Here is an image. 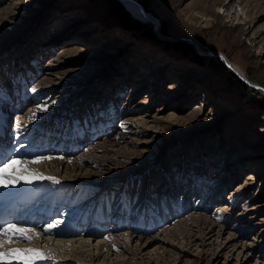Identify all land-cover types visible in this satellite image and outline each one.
<instances>
[{"label":"rangeland","instance_id":"1","mask_svg":"<svg viewBox=\"0 0 264 264\" xmlns=\"http://www.w3.org/2000/svg\"><path fill=\"white\" fill-rule=\"evenodd\" d=\"M115 1L27 0L28 4L30 2L32 9L34 8V12L32 11V14L29 13L30 9L25 6L20 12L24 14L23 20H18L17 25L13 27V29H18V32L14 33V38L10 37L3 44L4 46L2 43L0 44V47L3 46L5 48V52L0 54V63L9 62L7 63L9 65H5L6 63H3L5 66L0 65V89L4 86L2 81L8 78L5 72L13 74V71H9V69L10 67L14 68V64L20 66L22 63L29 61L24 67L33 68L34 61H37L40 69L36 77H34L35 73L32 72L23 73L24 76L17 77V79L19 78L18 80L15 77L13 78V81L15 80L29 89L30 96L22 106L19 105L17 115L7 114L5 125H8V130H13L9 122L11 117L16 121L17 119L22 120L28 117L35 103V97L39 94L45 102L47 100V104H51V113L41 116V121L48 122L55 115L69 118L71 116L69 113L74 114L72 124V127L76 128L74 132H72L73 130L70 132L68 127L63 128L60 126L61 132L64 131L62 133V138H64L62 145L63 150H65L72 143V141L68 142V136L71 133H73L72 137L82 135L79 134L78 128L74 125L76 119L81 125L83 124L81 121L86 120V118L89 120L92 118L93 121L100 122L99 120L104 118V113L110 110L116 112L128 105L139 108V110H141L140 108L144 110L148 107V111L151 114L154 113L156 108L163 106L162 109H164L165 115L170 110L180 108V105L175 108L177 106L175 103H178L180 95L174 96L169 91L172 88L171 81L182 75L186 79L182 81L183 90L187 80L194 91L196 89L200 90L196 92L197 94L194 93V95L190 96L191 98H187L186 102H188L184 103L183 113H188L195 103L204 100L206 102L204 107L210 113L209 116L205 114L207 117L203 127H199V122H195L193 130H196V128L200 129L198 132L194 131L190 139H182V135L172 134L173 131L182 134L183 126H177L173 128L174 130L168 128L164 132H159V135L144 136L150 137L153 142V144L150 143V149L146 153V157L151 160L148 161L147 166L149 167L141 171H138L140 168H135L133 170H135L136 175L131 174L130 177L120 175L117 178L102 182L101 187L108 189V192L111 190L132 194L136 199H139V203L143 204L145 202L144 205L147 204V207L153 200L156 202L162 201L160 208L164 207L162 209L158 208V211L154 210V215L163 216L164 220L158 222V228L153 227L140 238L136 236L133 240H141L154 235L161 236L164 230L169 229L180 218H188L193 213L197 215L196 211L183 212L182 206H184V202L189 200L194 204H198V208L204 209L210 204L213 205L212 211L216 213L210 212L208 215L216 219L215 225L222 228L223 236L234 232L233 234L239 238H237L238 240L246 239L249 243L257 235H260L259 238L264 236V233H262L264 232L262 230L264 228V207L253 208L254 203H264V184L258 176L251 179L247 178L249 172L254 170V168L264 172V92L261 90L264 87V70H262L264 60L262 62L260 58V50H264V38L252 40L249 37L255 27L264 25V0H241L242 2L236 0L237 8L242 14L239 13L235 19L226 15L223 12V8L213 5L212 0H207L205 3L200 0H140L148 10L161 18L162 24H159L162 26L161 30L163 33L159 32V28L152 23L134 16L124 5L123 0H117L121 4V10L114 9ZM9 3H11L10 0H0V7L8 6ZM94 3H99L98 5L102 3L104 6L100 10L93 5ZM94 8L98 10L99 15L93 23L104 20L107 17H113V23H116V26L120 29H116V26H114L108 34H101V37L95 43L92 42L88 45L97 52L100 46H107L106 44L108 43L104 45V40H106L105 42H112L110 45L112 46L111 49L100 54H92L91 56L81 52L63 61H67L64 63V65L66 64L64 68L89 67V70L88 68L86 69V71H89L88 73L93 70L90 75L85 74L80 77L81 79H77L78 75L74 72L71 74L61 73L64 78L62 87L40 86V81L46 75H55L54 69L57 66L59 67V60L51 68H49V63L56 59L53 58L59 54L62 49L61 46L77 47L79 45L80 42L76 39V33L81 29L77 27L73 37L64 40L62 44H57V40H54V42H57V47H55L54 42L52 43L48 40L49 42L47 43L44 39L48 36L54 37V39L58 37L59 32H62L65 27L66 18L69 15H77L76 19H86L87 10ZM197 11H200V13L197 14ZM126 15H129L132 20H135L141 26L124 22L123 18ZM93 23L81 25V28L82 26H91ZM12 26L13 24L8 25L9 28H12ZM128 44L131 47L126 51ZM24 46L27 49H24ZM124 46L126 47L123 51L125 53L122 54L123 52L120 48ZM217 49L241 64L246 70L248 77L263 87L261 89H258L260 87H253L252 89L246 80L228 67L220 55L207 53L210 50L214 51ZM40 50L42 51L38 54ZM144 50L151 52L153 56L150 58L146 57ZM116 54L117 57L113 58L121 59V63L118 65L119 71H113V67L116 66H112V63L107 64L105 59L108 55L113 56ZM35 55H38V57L33 58ZM93 59L95 61H92ZM162 60H168L172 69H164L167 72L159 76L164 67L161 66ZM126 67L129 72H127ZM143 67L145 68L142 69ZM41 70H43V73H41ZM120 71H123V73ZM140 74H145L149 81L139 89L137 87L133 88ZM29 77L34 80L29 82L32 79ZM72 78H75L76 81L64 85L66 81ZM56 80H58L57 77ZM104 82L107 83L105 84ZM119 82L122 83L119 84ZM33 88L36 89L35 92L31 91ZM22 90L24 91V88ZM207 92L210 94H207ZM113 94H116V99L109 101L108 99ZM208 96L210 98H204ZM162 97L169 99L161 100ZM5 104L9 105L10 103L6 102ZM28 104L29 106L25 107ZM218 105L220 106L218 107ZM8 107H5V109L7 110ZM66 108L68 113L65 112ZM24 109L25 111H23ZM217 122L220 123V128L219 131L215 132L218 126V124H215ZM120 123L112 124V126L118 127L117 129L108 128V124L107 126L104 125L105 130L100 129L99 134L94 135V140H88L87 136L92 132L88 131V134L80 138L82 141L88 140L87 143L84 144L80 151L77 149L73 154L85 158V154L101 140L114 139L117 134L116 131H122L123 129L120 127L122 125ZM130 123L131 120L123 121V124L129 127L139 128L135 119L132 124ZM151 123H153L151 128L154 130L157 126L155 122L151 121ZM57 127L59 126L57 125ZM18 130L16 128V132ZM34 130H37V128ZM54 133L56 132L54 131ZM60 134H57L56 138ZM132 134H134V131H131L127 136H123L122 142H126L125 140H128ZM197 134H199L198 137ZM8 138H10V135H8ZM134 143H131L130 147H133ZM232 144L235 145V154L231 153V151L224 152ZM50 150L54 153L55 147L50 148ZM57 154L63 155L62 152ZM235 157L238 160L236 165L231 162ZM65 159L68 158L65 157ZM129 160L134 161L135 159L129 157ZM79 163L84 165L87 162L82 160ZM232 164L234 165L232 168L235 170L231 171L229 166ZM114 171H117V169ZM164 171L168 173V176L163 174ZM112 174V171L108 172L106 178H111ZM254 174H256V171ZM137 179L139 180L136 183L135 180ZM242 182L244 185L239 186ZM190 184L192 185L191 192L189 188H186ZM103 188L98 190V192H101L100 194L104 192ZM188 192L189 194H187ZM216 192H220L219 197L221 198L214 201L217 198L214 195ZM93 194L94 192H92L91 196ZM185 195L186 198L184 197ZM180 197L185 199L183 200ZM223 211L228 213L217 217L218 214H223ZM112 218L115 220L114 216ZM136 219H129L128 222L130 224L116 225V227L121 228L120 232H126L128 231V226L131 227L134 224L131 220ZM188 219L192 220L193 218ZM234 224H236V227L232 232L230 229L233 228ZM241 224H245V231H243ZM141 226H144V223ZM252 226L253 228H250ZM93 241V243L97 242L96 240ZM154 242L156 241L154 240ZM254 246L255 248H248L250 261L247 264H264V238L261 243ZM190 250L191 254L189 253V255L195 258L194 262L196 264L224 263V257L215 261V256L212 254L211 249L207 251L206 258L204 256L200 259L197 258L198 254L196 255V252L200 250H195V246L190 248ZM224 250H227V247ZM234 256L235 254L225 264L238 263L237 259H232ZM187 257L188 254L183 255V259H180L179 264H183ZM240 258L242 263L238 264H246L244 252L240 255ZM64 264L88 263L86 261L68 260Z\"/></svg>","mask_w":264,"mask_h":264},{"label":"bare ground","instance_id":"2","mask_svg":"<svg viewBox=\"0 0 264 264\" xmlns=\"http://www.w3.org/2000/svg\"><path fill=\"white\" fill-rule=\"evenodd\" d=\"M10 1L11 3H9L8 6L0 7V44L2 43V45L5 44L7 40L10 39V37L12 38L14 33L18 32V29H13V27L17 25L18 20L20 21L23 20L24 14L20 13L22 9H24V7L27 6L28 9H30L29 13L32 14L34 12L33 11L34 8L32 9V6H30L31 5L30 2L28 4L27 0H10ZM200 1H202L203 3L207 2V0H200ZM235 1L236 0H212V3L213 5H218V7L223 8V12H225L226 15H228L232 19H235L238 17L239 13L242 14V12L238 10ZM239 1L242 2L241 0ZM123 3L130 10V12L138 19H141L148 23H152L153 25L159 28L160 30L159 32L163 33V31L161 30L162 26L159 24V23L162 24L161 18L153 14L150 10H148L140 0H123ZM98 4L99 3H94L93 5L97 6V8L101 10L104 5L102 3L100 5ZM199 13L200 11H197V14ZM87 14L88 15L86 19H80V18L76 19L77 15L76 16L69 15L66 18L67 23L66 24L64 23L65 27L62 29V32H59L60 34H58V37L54 39V37L51 38V36H48L46 37V39H44V41L47 43L49 42L48 40H50L52 43L54 42V40H57L58 43L54 42L55 47H57L58 46L57 44H62L64 40L72 38L73 33L76 31L77 27H80L81 29L79 32L76 33V39L80 42L79 45L77 47H65V45L61 46L62 48V49L60 48L61 51L59 52L58 55H56V57L53 58L56 59L52 63H49V68H51V66H55L57 64V60H59L58 63L59 67L57 66L54 69L55 75L54 76L49 74L46 75L40 81L39 83L40 86L49 87V85H51V86L62 87L63 86L62 82L64 81V78L62 77L61 73L71 74L74 72L76 75H78L77 79H81L80 77H83L85 74L90 75L93 70L91 71V73H88L89 71H86V69L88 68L89 70V67L85 68L81 66L78 68H73V67L64 68L66 66V64L64 65V63L67 61L65 62L63 61L66 58L73 55H78L81 52H84L85 54H89L91 56L92 54H100L102 52H107V50L111 49L112 46L110 45L112 42H105L106 40H104V45L108 43L106 44L107 46H100L99 51L97 52H95L96 50L94 51L92 49L93 47L89 46L88 44L92 42L95 43V41H97V39L101 37V34L104 33L108 34L112 30V28L116 26V23H113L114 22L113 17H107L104 18V20L93 23V21L97 20L96 18L99 15L98 10L95 8L89 9V11L87 10ZM89 23H93V24L91 26L90 25L84 27L82 26L81 28V25H88ZM10 24H13L12 28L8 27V25ZM115 28L120 29L118 26H116ZM121 33L123 32L121 31ZM249 37H251L252 40H255L256 38H264V25H259L255 27L251 31V35ZM3 46L0 47V54L5 52V48ZM130 47H131L130 44H128V48L126 49V51ZM125 48L126 47L124 46L120 48V50L123 52ZM24 49H27V47L24 46ZM214 51L222 54L226 64L230 69H232L235 72L238 71L236 73L239 76L246 77L247 83L252 87V89L255 86L257 88L260 87L258 89L262 88L259 85V83L253 81L248 77L246 70L241 66V64L232 60L226 53L222 52L221 50L217 49ZM263 51L264 50H260V58L262 62L264 60ZM124 53L125 52H123L122 54ZM117 54L113 56L111 55L112 57L109 55L108 57H105L107 64L112 63L111 64L112 66H116L113 67L114 69L113 71L115 70L119 71L118 65L121 63L120 58L117 59L113 58V57H117ZM145 54L146 57L148 58L153 56L151 52H147L144 50V55ZM92 61L95 60L93 59ZM34 63L35 64L33 68L24 67V70H28V72H31V70L34 69L33 72H35L37 75L40 67L37 65V61H34ZM161 66L164 67L160 72L159 76H162V73L167 72L164 69L166 68L172 69V67L169 66L168 60H162ZM144 68L145 67H143L142 69ZM262 70H264V65ZM120 72L123 73V71ZM127 72H129V69H127ZM20 75H23L22 72L20 74H17L16 76H20ZM56 77L58 78V80H56ZM183 78L184 77L181 75L179 78H175L174 80H172L171 81L172 88L169 91L170 93H173L174 96L180 95V98L177 101L178 103H175V105H177L175 106V108H177L178 105H180V108L176 110H170L166 115L164 114V109H162L163 106H159L160 109L156 108L154 110V113L151 114L150 111H148L149 110L148 107L144 110L143 108H140L141 110H139V108H134L133 106L128 105L124 107L122 110L116 112L110 110L104 113V118L99 120L100 122L93 121L92 118H90V120H92L90 121L85 117L87 120H85L84 125L83 124L81 125L79 122H77L76 119L74 125L78 128L79 134L82 135L73 137V139L75 138L77 139L72 140L71 145L62 152L63 155L61 154L64 157V159H59L61 155L57 154L58 153L57 147H55V152L52 153V151L50 150L51 147L47 146L46 142L42 143V141H41V148H38L37 146H35L34 148L29 146L21 147V144L16 145L12 142H8L7 144L6 143L0 144V156H5L8 149L16 148L18 153L17 156H20L22 154L28 155V157L24 159H32L37 155L53 157V159L44 161L42 163L31 164L30 167L33 170L42 173L44 176L55 177L60 181V183L58 184L53 183L52 181L49 180L36 181L31 185L21 183L16 187L0 189V196L2 197L11 198L15 194L17 193L21 194L24 191H28L29 193L37 196L40 194V192L38 191L39 188L42 187L43 191L47 190L51 192L53 195L60 197V199L63 201V206L61 207L62 210H64L65 215L72 216L71 220H74V222H76V220L79 222L83 220L82 213L85 211V209L84 207H80V205L84 204V202L91 199L92 192H94V195H97L98 198L96 200H92L91 204L93 205L97 203L98 204L103 203L104 206L102 211H109V209L112 206H116L117 211L123 212L124 210L123 215L118 216L119 212H117L116 216H114V218H117V220H119V223H124L125 221H129V216L126 215L128 212L135 213L137 209L138 211L140 210L144 211L140 216L137 215L136 220H131V222L134 224L131 227L128 226V231L126 232H122V231L120 232L121 228L116 227L115 228L116 232L111 231L106 233V231L104 230L90 231L89 233L86 234L87 236L85 235L74 236V237L70 236L69 238L58 235L56 233L58 228L54 230L56 234L53 235L44 234L41 228V229H36L37 232H40L39 239L35 240L32 244L20 243L18 245H15L16 247H21V248L37 247V248H44L45 250H51L52 255L55 257L54 260L55 264H61V262H67L68 260L86 261L88 264H151L153 262H154L153 264H179L180 259H183V255H187V254L188 257L184 260L185 262H183V264H188V263L196 264V262H194L195 258H192L191 255H189V253L191 254L190 248H193L194 246H195V250L196 249L200 250L199 252H196V255L198 254L197 255L198 259L204 256H205L204 258H206L207 251L211 249L212 254L215 256L214 258L215 261L220 260L221 257L225 258L223 264H225L226 261H228L233 254H235V256L232 257V259L235 258L238 260V263H242V261H240L241 259L240 255L243 252H244L245 263L246 264L249 263L250 260L248 258V255L250 252L248 251L249 250L248 248H255L254 245H258L259 243H261L264 236L259 238L260 235H257L254 239H252L250 243L247 242L246 239L238 240L239 238L233 234L234 233L233 229L236 227V224H234L233 228L230 229L233 233H229L223 236L224 233L221 231L222 228L216 227L215 225L216 219H213V217L208 215L210 214V212L213 214L216 213L212 211V207H213L212 204L206 206L203 209V208H198V204L192 203L191 200L186 201L184 202V206H182L183 212H188V211L197 212V215H194L196 213H193L188 216V218H193L192 220H189L188 218H180V220L176 221L173 225H171L169 229L164 230L161 236L154 235L153 237H146L145 239H141V240H133L136 236H139L140 238L149 229H152L153 227H157L159 221H163L164 219L163 216L154 215V210L158 211L157 209L160 208L162 201L159 200L158 202H156L157 205L152 207H150L151 205L150 206L148 205L147 207V204L138 205L137 199L132 194L129 195L126 192H122V193L114 192L110 200H108V196L110 194L106 193L105 192L106 190H104V192H102L101 195H100L101 192H98L99 189L103 188L101 187V184L104 181H108L112 178H117L120 175H124L123 177H127V176L130 177L131 174L136 175L135 170L133 169L140 168V170L138 171H141L149 167L147 165L149 163L148 161L150 160V158L146 157L147 155L146 153L150 149V146L151 144H153V142L152 139H150V137H144V136H149V135L152 136L154 134L159 135V132H164L168 128L174 130L173 128L177 126L178 127L183 126L184 128L182 130L183 132L182 134H180L179 132L175 133L174 131L172 132V134L182 135L181 136L182 139H190L192 133L194 131L198 132V130L200 129V128H196V130H193V126L195 125V122L197 123L199 122L200 124L199 127H203V124L206 122V117L209 116L210 113L204 107L205 105L204 103H206L204 102V100L195 103L192 109L188 113L186 114L183 113L184 103L188 102V101L186 102L187 98L194 95V93L200 91L199 89H196L194 91L188 80L183 90L182 81L186 80L185 78L184 79ZM32 80L34 79L32 78L31 80H29V82L30 81L32 82ZM74 81H76V79L72 78L66 81L64 85L72 83ZM136 81L137 83L134 84L135 86L133 88L137 87V89H139L141 86L143 87L149 81V79H147L145 74H140V77H138ZM104 83L106 84L107 82ZM121 83L122 82H119V84ZM18 87H19L18 84L9 81L7 82V84L3 86L2 89H0V101L6 100L7 102L10 103V106L8 107V109H10V112H8V109L7 110L5 109L3 111L0 108V135L3 137H5V132H2L3 131L2 125L5 126L7 120V114L17 115V113L19 112L18 109L19 105L22 106L30 96L29 90H27L26 93L22 92L21 93L22 95H18L17 93ZM261 90L264 92L263 89ZM207 94L210 93L207 92ZM204 95L206 96V94ZM204 98L208 99L210 98V96ZM167 99L169 98L162 97L161 100H167ZM46 102L44 101L43 97L41 98L39 94L35 97V103L32 106V109L30 110L28 117L23 118L22 120L17 119V122H19L20 124L18 134H20L19 133L20 131H22L23 133L25 132L28 133V131L33 126L45 124V122L40 120L41 116H43L44 114L48 115L49 113H51L50 112L51 104L49 105ZM41 104L47 106V111L37 110V106ZM219 106L220 105H218V107ZM205 114H207V116ZM134 119L138 123L137 124L139 126L138 129L123 124V121H127V120H131L130 124H132ZM151 121L155 122L157 126L154 130L151 128V124H153L151 123ZM117 122L122 123V125L120 123L121 125L120 127L123 129L122 131L120 130L116 131L117 134L114 136V139L101 140L99 143L93 146V149H91L89 152L85 154V158L78 157L73 154L77 149L80 150L82 147H84V144H86L85 142H82L81 140L80 142L78 140L81 136L86 134L88 131H92L91 134H93V132L94 134H99V130L101 129V127H104V125L107 126V124H108V128L113 127L114 129H117L118 127L116 128L115 126H112V124L116 125ZM215 124H218V126L215 129L216 132L219 131L220 123L217 122ZM131 131L132 132L134 131V134H132V136H130L128 140L126 139L125 140L126 142H122L123 141L121 140L122 137L129 135ZM198 135L199 134H197V137ZM133 142L135 143L133 147L131 146L132 147L131 148L130 145ZM223 145L225 144L223 143ZM234 146H235L234 144L230 145L228 148H226L227 150L224 152L231 151V153L235 154L236 151ZM65 157H67L68 159H65ZM77 157L80 159H78ZM129 157H132L135 160L131 161L129 160ZM78 160L79 161L86 160L87 163L82 165L79 163ZM231 162L234 163V165H236V163H238V160L235 157L233 160H231ZM234 165L232 164L229 166L231 171L235 170L234 168H232ZM116 169L118 173L117 171H114ZM110 171H112L113 174L111 178L107 179L106 178L107 173ZM255 171L256 174H254ZM163 174L168 176V173H166V171H164ZM257 176L261 178V181L264 184V172L261 171L260 169L258 170L257 168H254V170L249 172L247 178L251 179ZM138 180L139 179L135 180L136 183L138 182ZM242 185H244L243 182L239 184V186ZM191 186H192L191 184L188 186L190 192L192 191ZM214 195L215 197H217L215 198L214 201L221 198L219 197L220 192H216ZM68 204H70L71 207L70 212L65 209V205ZM110 204H112V206ZM162 207L160 209H162ZM256 207H264V203L263 204L254 203L253 208ZM173 209L175 210V208ZM227 213H228L227 211L226 212L223 211V214H218L217 217L224 216ZM107 215L108 214L105 213L101 215L100 218L102 220H108L110 216ZM39 218L43 220V218H45L44 214L39 215ZM142 223H144V226H141ZM241 226L243 228V231H245V227H246L245 224H241ZM72 227L73 226L71 225L69 227V230H71ZM250 228H253V226ZM262 230L264 231V228ZM106 236L111 237V239H105ZM93 240H96L97 242L93 243L94 242ZM154 240L156 242H154ZM200 246L201 248H199ZM225 247H227V250H224ZM117 249H119V251H117ZM114 252H116V254H114ZM238 263L236 262L235 264ZM251 264H257V263H251Z\"/></svg>","mask_w":264,"mask_h":264},{"label":"snow or ice","instance_id":"3","mask_svg":"<svg viewBox=\"0 0 264 264\" xmlns=\"http://www.w3.org/2000/svg\"><path fill=\"white\" fill-rule=\"evenodd\" d=\"M32 91L35 92L36 89L33 88ZM37 110L47 111V106L38 105ZM16 128H20L19 122L16 123ZM51 159L53 157L44 155H37L32 159L20 158L17 155L0 156V189L16 187L21 183L31 185L40 180L60 183L57 178L44 176L30 167L31 164ZM59 159H64V157L61 156ZM62 223L61 220H54L44 225L41 230L46 235H53L56 234L54 230ZM25 224V221L0 219V264H47L55 260L51 250L15 246L22 242L32 244L40 237V232H37L35 227L24 226ZM105 239H111V237L106 236Z\"/></svg>","mask_w":264,"mask_h":264},{"label":"trees","instance_id":"4","mask_svg":"<svg viewBox=\"0 0 264 264\" xmlns=\"http://www.w3.org/2000/svg\"><path fill=\"white\" fill-rule=\"evenodd\" d=\"M117 1V0H116ZM115 1V8L114 9H117V10H121V4L119 3V1H117L116 2ZM123 20H124V22H126L127 24L128 23H131L132 25H139V23L138 22H135V20H132V18H130L129 17V15H126V17L125 18H123ZM139 26H141V25H139ZM264 102V101H263Z\"/></svg>","mask_w":264,"mask_h":264},{"label":"water","instance_id":"5","mask_svg":"<svg viewBox=\"0 0 264 264\" xmlns=\"http://www.w3.org/2000/svg\"><path fill=\"white\" fill-rule=\"evenodd\" d=\"M207 53H208V54H213V55H220V56L222 57L223 61L225 62V59L223 58V56H222L221 53H217V52L212 51V50L208 51ZM236 72H238V71H236ZM239 74H240V73H239ZM242 78H243L244 80L247 81V78H246V77H242ZM255 87H256V86H255ZM261 87H263V86L261 85ZM263 89H264V87H263Z\"/></svg>","mask_w":264,"mask_h":264}]
</instances>
